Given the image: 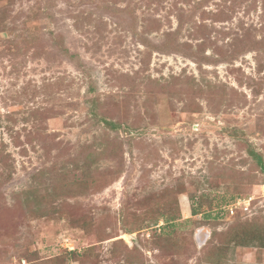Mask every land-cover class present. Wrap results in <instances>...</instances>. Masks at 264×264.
I'll list each match as a JSON object with an SVG mask.
<instances>
[{
    "label": "rangeland",
    "instance_id": "obj_1",
    "mask_svg": "<svg viewBox=\"0 0 264 264\" xmlns=\"http://www.w3.org/2000/svg\"><path fill=\"white\" fill-rule=\"evenodd\" d=\"M250 151L264 0H0V264H264Z\"/></svg>",
    "mask_w": 264,
    "mask_h": 264
},
{
    "label": "trees",
    "instance_id": "obj_2",
    "mask_svg": "<svg viewBox=\"0 0 264 264\" xmlns=\"http://www.w3.org/2000/svg\"><path fill=\"white\" fill-rule=\"evenodd\" d=\"M249 153L251 157L258 163V165L261 167V171L264 173V164L262 162L261 156H259L253 151H250ZM247 245H250V247H254L253 245H257L255 247L264 249V238L260 239V238H256L255 236L251 235L249 236L248 240H245V244H243V246H247Z\"/></svg>",
    "mask_w": 264,
    "mask_h": 264
},
{
    "label": "water",
    "instance_id": "obj_3",
    "mask_svg": "<svg viewBox=\"0 0 264 264\" xmlns=\"http://www.w3.org/2000/svg\"><path fill=\"white\" fill-rule=\"evenodd\" d=\"M199 241V240H198Z\"/></svg>",
    "mask_w": 264,
    "mask_h": 264
}]
</instances>
